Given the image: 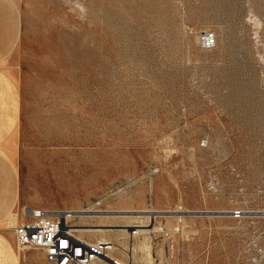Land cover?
Instances as JSON below:
<instances>
[{
	"label": "rangeland",
	"instance_id": "1",
	"mask_svg": "<svg viewBox=\"0 0 264 264\" xmlns=\"http://www.w3.org/2000/svg\"><path fill=\"white\" fill-rule=\"evenodd\" d=\"M0 32L22 99L3 230L26 206L118 228L159 209L150 251L129 226L82 235L130 264H264V0H0ZM179 206L227 212L174 231Z\"/></svg>",
	"mask_w": 264,
	"mask_h": 264
},
{
	"label": "built area",
	"instance_id": "2",
	"mask_svg": "<svg viewBox=\"0 0 264 264\" xmlns=\"http://www.w3.org/2000/svg\"><path fill=\"white\" fill-rule=\"evenodd\" d=\"M205 145L206 141H202ZM177 224L185 216V209L179 206ZM244 211L235 209L232 216L241 218ZM22 219L13 225L18 249L36 248L44 252L46 259L53 264H93L103 261L108 264H130L129 261L114 254L117 244L111 239L86 240L81 233L71 228L66 214L42 207L26 206ZM116 263H112L111 260Z\"/></svg>",
	"mask_w": 264,
	"mask_h": 264
},
{
	"label": "crops",
	"instance_id": "3",
	"mask_svg": "<svg viewBox=\"0 0 264 264\" xmlns=\"http://www.w3.org/2000/svg\"><path fill=\"white\" fill-rule=\"evenodd\" d=\"M5 39V32H0V145L5 147V149L3 147L0 149L6 152L10 148V144H6L7 141L21 126L22 99L20 85L17 83L16 77L5 70L2 65L3 57L10 45V43H5ZM0 160L2 162L3 159L0 157ZM17 180L11 181L10 178L9 181H6L4 177L0 178V189L4 188L7 183L15 184ZM5 209L6 201H3V204L0 205V223L5 216ZM1 227L0 264H38L36 255L18 250L14 229H12L13 231H5Z\"/></svg>",
	"mask_w": 264,
	"mask_h": 264
},
{
	"label": "bare ground",
	"instance_id": "4",
	"mask_svg": "<svg viewBox=\"0 0 264 264\" xmlns=\"http://www.w3.org/2000/svg\"><path fill=\"white\" fill-rule=\"evenodd\" d=\"M247 24V22H246ZM262 28V27H261ZM229 30V29H228ZM254 32V31H253ZM252 32V33H253ZM263 39V38H262ZM263 48V47H262ZM261 52V51H260ZM262 58V57H261ZM14 209V208H13ZM91 210V209H90ZM88 210V211H90ZM100 210V209H98ZM97 210V211H98ZM51 211H59L58 209H51ZM83 211V210H82ZM102 211H107V210H102ZM110 211V210H109ZM114 211H117V212H120V211H123L122 209H117V210H114ZM132 211V210H131ZM136 211H148L149 213L148 214H142V215H138V216H132L133 218L136 217V218H139V219H134V223H126V224H122L120 226H123V227H111V223L110 224H103V222H101L102 224H95L94 223H87V224H72L71 225V228L77 232H80L81 234L84 233V232H96V231H105V232H108V231H114V230H127V227H132L133 229H131V233H138L139 231L143 234L142 237H143V240L140 244V248L144 249V250H151V243H150V240L149 238L155 234V232H157L158 230H160L162 227L159 226L158 224L155 223V218L157 216H159L160 211H166V210H159V209H144V210H136ZM198 211V210H197ZM222 213L223 212H227L226 210H220ZM18 212V211H17ZM16 211H13L10 213L9 217H13L14 215H17ZM63 214H66L67 216L69 215H73V213L71 212H74V210H66V211H61ZM78 212V211H77ZM178 212L175 210L173 211H170V212H166L165 214H167V216H175ZM192 215L191 211H186L185 212V215H189V214ZM93 215V214H92ZM197 215V214H196ZM15 217V216H14ZM150 219V220H149ZM157 219V218H156ZM15 219H11L8 221L7 223V226H11L14 224V221ZM97 223V222H96ZM105 223V222H104ZM135 227H138V229H134ZM165 229V228H164ZM134 230V231H133ZM136 230V231H135ZM129 231V229H128ZM133 233V234H134ZM83 236V235H82ZM104 239H107L106 237H104ZM147 259V258H146ZM150 259V260H148ZM147 259V262L148 264H151L152 263V260L151 258H148ZM141 262V261H140ZM101 262L99 261H96L94 262L93 264H100ZM102 264V263H101ZM106 264V263H105Z\"/></svg>",
	"mask_w": 264,
	"mask_h": 264
},
{
	"label": "water",
	"instance_id": "5",
	"mask_svg": "<svg viewBox=\"0 0 264 264\" xmlns=\"http://www.w3.org/2000/svg\"><path fill=\"white\" fill-rule=\"evenodd\" d=\"M192 214H208V215H216L221 214V211H191ZM111 260V259H110ZM112 263H116L115 261L111 260Z\"/></svg>",
	"mask_w": 264,
	"mask_h": 264
}]
</instances>
